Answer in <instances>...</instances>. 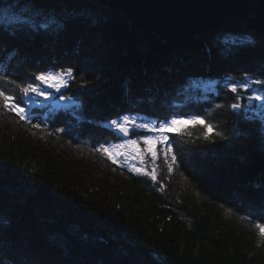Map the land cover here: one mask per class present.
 <instances>
[{
  "label": "trees",
  "instance_id": "trees-1",
  "mask_svg": "<svg viewBox=\"0 0 264 264\" xmlns=\"http://www.w3.org/2000/svg\"><path fill=\"white\" fill-rule=\"evenodd\" d=\"M0 33V86L73 73L65 103L22 105L39 129L0 114V264H264V124L230 107L263 85L229 88L264 80V33L228 21L167 43L90 0H0ZM124 115L186 121L155 183L93 151L125 140Z\"/></svg>",
  "mask_w": 264,
  "mask_h": 264
},
{
  "label": "snow or ice",
  "instance_id": "snow-or-ice-1",
  "mask_svg": "<svg viewBox=\"0 0 264 264\" xmlns=\"http://www.w3.org/2000/svg\"><path fill=\"white\" fill-rule=\"evenodd\" d=\"M35 26V25H34ZM47 27V25H44ZM19 31H23V26H21ZM19 31L17 34H19ZM3 33H0L2 35ZM72 69H62L59 71L48 70L39 71L32 74L30 81H25L22 83L12 80L10 83L13 88L10 90L6 85L0 86V114L7 112L10 114H15L18 118L17 122L24 121L32 126V128L39 129L40 124H32V121L28 115L26 108L22 105H26L33 96L43 97L48 100L52 97L53 93L49 89H54L56 92H60L61 88L67 87L68 78L72 77ZM252 84L264 85V80L248 79L247 83L230 84V91L237 93L239 89H244L247 91ZM62 100L71 99V97L64 96L63 94L59 97ZM248 104L240 103L239 96L235 103H232L230 107L239 112L241 109H248L249 111L255 110L257 107L262 110L259 114L264 117V90H253L251 95L247 96ZM259 102L258 105H254L252 102ZM217 107H223V105H217ZM188 119L195 124H201L207 131L205 132V138H208V132L213 129V125L205 123L204 120L198 116L193 115L188 117ZM251 119V117H249ZM184 118L174 117L170 121L162 122L159 124L152 123H136V118L128 115L122 116L119 120L113 119L111 125L123 136H128L129 125H132L136 129H142L149 133H155V135H144L141 137L144 148H139L137 140L128 139L123 143L114 144L111 146H106L105 144H100L98 147L93 149L94 152H98L110 160L113 164L119 162L120 157H124L125 160L135 159L140 162L141 167L136 165H129V170L140 176L149 177L154 183L157 181V170L153 167L148 170L145 165L146 157H151L152 162H155L158 158L159 152L162 151L164 161L167 165V170L169 173L173 171L176 166V156L173 154V150L170 144H168L167 133L173 129H176L178 124H183ZM180 131V129H176ZM64 129H57V132H63ZM216 135L225 138L223 133L216 132ZM161 146L158 150L157 146ZM131 148L132 151L127 150ZM2 167V165H0ZM259 229L261 237H264V226L260 224L255 225Z\"/></svg>",
  "mask_w": 264,
  "mask_h": 264
},
{
  "label": "water",
  "instance_id": "water-1",
  "mask_svg": "<svg viewBox=\"0 0 264 264\" xmlns=\"http://www.w3.org/2000/svg\"><path fill=\"white\" fill-rule=\"evenodd\" d=\"M120 11L131 29L186 42L228 21L264 33V0H90ZM118 135L123 136L118 132Z\"/></svg>",
  "mask_w": 264,
  "mask_h": 264
},
{
  "label": "rangeland",
  "instance_id": "rangeland-1",
  "mask_svg": "<svg viewBox=\"0 0 264 264\" xmlns=\"http://www.w3.org/2000/svg\"><path fill=\"white\" fill-rule=\"evenodd\" d=\"M194 84H195V85H198V86H200V87H202V88H208L209 86L213 88V85H212V84H208V85H207L205 82H194ZM257 90H264V85H263V86H260L259 88H257ZM49 91H51V92L53 93L52 97L49 99V100H50L49 105L51 104L52 106L56 107V104H57V103H61L63 100L59 98L60 95H58L57 97H55V92H56V91H55L54 89H49ZM252 103H253L254 105H258V104H259V102H257V101H253ZM247 104H248V102H247ZM247 111H249V110L247 109ZM261 111H262V110H260V109L257 107L255 110H253V111H249V113H250L251 116H253V117H257V118L262 122V124H264V117H262V116L259 114ZM135 118H136V123H137V124H141V123H142V122H140V121L138 120L137 117H135ZM119 119H120V118H119ZM119 119H117V120H119ZM185 123H186V121H184L183 124H185ZM183 124H178V125L176 126V128H177V127H182ZM131 129L133 130V133H132ZM135 129H136V128H134L132 125H129V134H128V136L125 137V140H128V139L137 140L139 148H144L145 146H144V144H143V141H142L141 137H142L143 135H155V133H149V132H146V131L140 129V132H141V134H140V133H138ZM173 130H174V129H173ZM134 132H135V133H134ZM131 134H134V135H133V137L129 138V136H130ZM125 140H124V141H125ZM124 141L122 140V141H120L118 144L123 143ZM127 151H128V152H131L132 149L129 148ZM120 158L123 159L125 162H127V163L130 164V165H136L137 167H141L140 162H139L138 160H135V159H128V160H125L124 157H120ZM144 166H145L146 168H147L148 166H149V168H153V167H155V162H152L150 156H149V157H146V159H145V165H144Z\"/></svg>",
  "mask_w": 264,
  "mask_h": 264
}]
</instances>
